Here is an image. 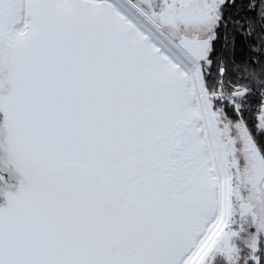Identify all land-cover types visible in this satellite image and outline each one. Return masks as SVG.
<instances>
[{"label":"snow or ice","instance_id":"1","mask_svg":"<svg viewBox=\"0 0 264 264\" xmlns=\"http://www.w3.org/2000/svg\"><path fill=\"white\" fill-rule=\"evenodd\" d=\"M0 264H264V0H0Z\"/></svg>","mask_w":264,"mask_h":264}]
</instances>
